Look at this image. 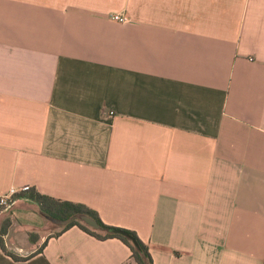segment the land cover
I'll use <instances>...</instances> for the list:
<instances>
[{
	"label": "crops",
	"instance_id": "0c3cea01",
	"mask_svg": "<svg viewBox=\"0 0 264 264\" xmlns=\"http://www.w3.org/2000/svg\"><path fill=\"white\" fill-rule=\"evenodd\" d=\"M24 186L152 264H264V0H0V213L37 233ZM59 231L0 264H135Z\"/></svg>",
	"mask_w": 264,
	"mask_h": 264
},
{
	"label": "trees",
	"instance_id": "16d2710c",
	"mask_svg": "<svg viewBox=\"0 0 264 264\" xmlns=\"http://www.w3.org/2000/svg\"><path fill=\"white\" fill-rule=\"evenodd\" d=\"M21 196L34 202L38 208L39 216L44 218L45 220L47 221L67 220V223L65 225L60 226V231L58 233L71 226H76L81 231L94 237L97 240L116 238L120 240L126 247H128L131 253V258L133 259L135 264H152L150 256L148 254L147 247L142 242H140V240L136 237V235L133 232L119 229L130 235L134 240L136 246H133L124 237L111 233L110 230L118 229V228H114L102 224L97 218L96 214L91 210L87 209L86 207H84L83 205L74 204L65 201H57L49 197L40 195L36 191L31 189L24 191L23 194H21ZM81 215L87 216L90 219L94 220L99 227L98 230H93L87 227L86 225H84L78 219V217ZM7 226H8V220H5L2 226L0 227V250L4 255L8 256L13 261H23L38 254L41 251V247H39L35 251L24 257H18L6 251L2 243V236L5 235Z\"/></svg>",
	"mask_w": 264,
	"mask_h": 264
},
{
	"label": "rangeland",
	"instance_id": "374dc122",
	"mask_svg": "<svg viewBox=\"0 0 264 264\" xmlns=\"http://www.w3.org/2000/svg\"><path fill=\"white\" fill-rule=\"evenodd\" d=\"M1 209V208H0ZM8 209L5 212L0 214V227L2 226L5 220H8V226L6 227V233L2 236V243L6 251L12 253L18 257H24L32 253V248L36 247L33 251H35L38 247V239H34L35 234H51L56 229L60 228L57 224L52 221L41 220L40 225L42 226L40 229H37V233L33 231L27 230L28 227L21 226V223L14 222L11 220L9 215L7 214ZM33 221V220H31ZM27 222L28 225H35L34 222ZM31 230H34L33 228ZM36 231V230H35Z\"/></svg>",
	"mask_w": 264,
	"mask_h": 264
},
{
	"label": "water",
	"instance_id": "95a60500",
	"mask_svg": "<svg viewBox=\"0 0 264 264\" xmlns=\"http://www.w3.org/2000/svg\"><path fill=\"white\" fill-rule=\"evenodd\" d=\"M78 219L87 227L93 229V230H98V225L96 224V222L92 219H90L87 216H79ZM55 224L59 225V226H63L67 223V220H62V221H52ZM111 233L119 235L121 237H124L125 239H127L133 246H136L134 240L132 239V237L130 235H128L126 232L119 230V229H112L110 230Z\"/></svg>",
	"mask_w": 264,
	"mask_h": 264
},
{
	"label": "built area",
	"instance_id": "2783aa9c",
	"mask_svg": "<svg viewBox=\"0 0 264 264\" xmlns=\"http://www.w3.org/2000/svg\"><path fill=\"white\" fill-rule=\"evenodd\" d=\"M109 19L115 22H126V19L123 16H119L117 14H113L109 16ZM110 114V113H109ZM28 190L26 186L22 187L20 192H24ZM17 193L16 190L13 188H9L6 193L0 195V207L5 208L7 204L9 203L10 198Z\"/></svg>",
	"mask_w": 264,
	"mask_h": 264
}]
</instances>
